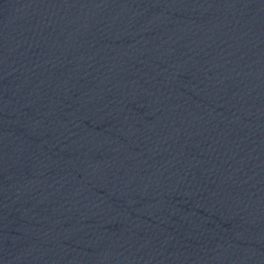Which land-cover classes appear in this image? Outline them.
Wrapping results in <instances>:
<instances>
[{"label":"water","instance_id":"obj_1","mask_svg":"<svg viewBox=\"0 0 264 264\" xmlns=\"http://www.w3.org/2000/svg\"><path fill=\"white\" fill-rule=\"evenodd\" d=\"M0 264H264V0H0Z\"/></svg>","mask_w":264,"mask_h":264}]
</instances>
